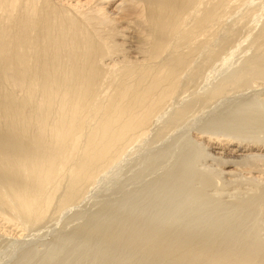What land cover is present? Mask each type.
Wrapping results in <instances>:
<instances>
[{"label": "bare ground", "instance_id": "bare-ground-1", "mask_svg": "<svg viewBox=\"0 0 264 264\" xmlns=\"http://www.w3.org/2000/svg\"><path fill=\"white\" fill-rule=\"evenodd\" d=\"M129 161L140 186L18 264H264V0H0V236Z\"/></svg>", "mask_w": 264, "mask_h": 264}, {"label": "rangeland", "instance_id": "rangeland-1", "mask_svg": "<svg viewBox=\"0 0 264 264\" xmlns=\"http://www.w3.org/2000/svg\"><path fill=\"white\" fill-rule=\"evenodd\" d=\"M236 13V12H235ZM238 13H240V12H237L236 14H233L232 16H237L238 15ZM232 16H231V18H232ZM230 18V19H231ZM259 21H261V20H259ZM257 22L258 24H259V26L261 25V23H262V21L261 22ZM258 24H255V26H254V28L256 27V26H258ZM258 26V27H259ZM255 29H258V28H255ZM244 43V45H246L247 43H245V41L243 42ZM242 43V44H243ZM244 47V46H243ZM243 47H240L241 49L243 48ZM239 48V49H240ZM246 48V47H245ZM237 50V51H235V53L233 54V56H232V59H233V62L234 61H236L237 59V56L239 55L240 57L238 58V59H240L241 60V58H242V56H241V54L242 55H244V48L241 50ZM247 49V48H246ZM250 49L251 48H248L247 49V51L245 52V54H247V53H249V54H251L250 53ZM242 51H244V52H242ZM252 51V50H251ZM237 52V53H236ZM235 59V60H234ZM237 63L239 62V60H237L236 61ZM236 62H234V63H232L233 65H235V64H237ZM233 65H232V67H233ZM231 65H229L228 67L229 68H227V69H225V72L224 73H226V71L227 70H231V68L232 67H230ZM255 84H260V83H257V82H254ZM238 87H233V86H231L230 88H229V92H235L236 91V89H237ZM239 88H241V87H239ZM238 88V89H239ZM137 155H135L134 156V158H136V160L138 159V158H140L139 156H137ZM141 156V155H140ZM139 160V159H138ZM133 162V161H132ZM136 161H134V163H135ZM128 163V165H126V166H128V167H126L125 165H124V167H122L121 169H119V173H121V174H117L118 176H117V178H116V180H114V181H112L113 180V178L111 179V181L110 180H104V181H102V182H100L99 183V185H98V187L96 188L97 190H95V192L94 193H91V195L89 194V195H87L88 196V198H87V200L89 201H87L85 198L87 197V196H85L81 201H80V203H79V205L78 206H76V207H73V206H71V208H72V210L75 208L77 211H75V209L72 211L71 210V208H70V210L69 211H66L65 213H63V215H60L59 216V218L57 217V219H54V220H57V221H54L53 222V220H51L50 222L48 221L46 224H47V226H41L38 230H29V235H31L32 234V237H30L31 239L29 240V239H26V243H25V240H24V243H22V242H18L17 244H20V245H17L16 243H13L12 242V240L11 239H9L8 240V238L5 236V235H2V236H0V264H18L19 262H21L22 261V257H23V254H24V252L25 251H23V250H29L30 248L33 250L34 249V251L35 250H37L38 251V253H39V251H41L38 255L40 256V258H41V255H43L44 254V251H45V249L46 250H48V248L49 247H51L53 244H54V242L57 240V238L58 237H65L64 236V234L66 235H68V237H71L69 234L71 233V231H72V233L74 234L75 233V231L77 230V229H79L81 226L80 225H83L82 223L84 222V220H88L87 219V217L88 216H90L89 214H97V213H95V212H97L98 211V213H99V211L100 210H102V209H104L105 210V208L104 207H106V206H108L110 203H113L115 200H118V199H120V198H122V196L123 195H126L127 194V192H129L130 190L129 189H134V185L135 186H138L139 185V182L138 181H140V178L141 177H139V179H137V183H136V179H133V176L132 175H134L133 173H132V175L130 176V174H131V171L132 170H134L135 168H137V167H135V166H133L134 165V163H130V161L129 162H127ZM129 166H130V168H129ZM142 167L144 166V165H141ZM140 167V166H139ZM131 169V171H129ZM128 170V171H127ZM163 171V170H162ZM162 171H160L159 170V172H162ZM127 172V174H125ZM133 172V171H132ZM158 172V173H159ZM116 174V173H115ZM153 175H147V176H145V179L147 178V177H152ZM129 177H130V179H131V177H132V179L130 180L129 179ZM122 179V180H121ZM126 179H129V181H132V182H128V180L126 181ZM133 180H135V181H133ZM142 180V184H144L143 183V178L141 179ZM128 182V183H127ZM121 185V186H120ZM118 186V187H117ZM140 186V185H139ZM142 186V185H141ZM125 190H129V191H125ZM99 191H100V193H99ZM126 192V194H124ZM98 193V194H97ZM119 193H120V195H119ZM103 194V195H102ZM118 194V195H117ZM94 195V196H93ZM111 196H113V197H111ZM120 197V198H119ZM84 200H86V201H84ZM108 200H109V202H108ZM84 201V202H83ZM94 201V202H93ZM106 201H107V203H109V204H107L106 203ZM112 201V202H111ZM81 204V205H80ZM107 208V207H106ZM100 209V210H99ZM68 212H70V213H68ZM78 215H77V214ZM101 213V212H100ZM85 215V216H84ZM83 216V217H82ZM68 218V219H67ZM86 223H84V225H85ZM52 225V226H51ZM72 229V230H71ZM42 230V231H41ZM69 231H70V233H69ZM29 235H28V238H29ZM58 235V236H57ZM60 235V236H59ZM73 236V235H72ZM55 237H57V238H55ZM7 238V242L5 241V239ZM55 238V239H54ZM74 239H72V242L70 243V246H73V243H77V244H79V242H81V238H79V237H77V236H74L73 237ZM32 239H34V240H32ZM11 242V243H10ZM50 243V244H49ZM53 243V244H52ZM3 244V245H2ZM11 244H13L12 245V248H11ZM52 244V245H51ZM8 245H9V247H8ZM48 245H51V246H49V247H47ZM27 247V248H26ZM28 247H30L29 249H28ZM7 248H9V250L7 249ZM37 248V249H36ZM23 251V252H22ZM36 251V252H37ZM2 254H3V256H2ZM41 254V255H40ZM3 258V259H2ZM40 258H35L37 261H39L40 260ZM34 259V260H35ZM21 260V261H20ZM36 261V262H37ZM34 262V261H33Z\"/></svg>", "mask_w": 264, "mask_h": 264}]
</instances>
